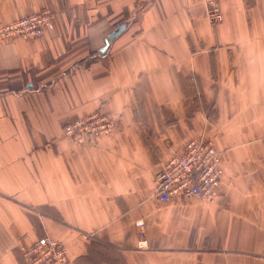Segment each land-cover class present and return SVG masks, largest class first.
<instances>
[{"label":"crops","instance_id":"1","mask_svg":"<svg viewBox=\"0 0 264 264\" xmlns=\"http://www.w3.org/2000/svg\"><path fill=\"white\" fill-rule=\"evenodd\" d=\"M207 1L0 0V26L56 14L0 42V264L43 235L70 264H264V0H221L215 26ZM98 111L110 134L62 135ZM200 137L222 155L215 200L162 204V164Z\"/></svg>","mask_w":264,"mask_h":264},{"label":"built area","instance_id":"2","mask_svg":"<svg viewBox=\"0 0 264 264\" xmlns=\"http://www.w3.org/2000/svg\"><path fill=\"white\" fill-rule=\"evenodd\" d=\"M221 0L207 1V17L212 25L223 20L219 7ZM55 14L44 9L41 12L0 26V41L10 37L40 38L55 28ZM113 129L112 120L103 113H94L64 127L63 135L77 143L93 142L108 135ZM222 158L212 141L204 138L186 142L180 155L172 156L163 164L156 177L155 196L162 204L174 198H202L214 201L222 179ZM143 226V221L137 222ZM91 236V235H90ZM92 237V236H91ZM140 249L148 248L144 234L140 235ZM24 264H69L67 244L63 240L45 235L23 250Z\"/></svg>","mask_w":264,"mask_h":264},{"label":"rangeland","instance_id":"3","mask_svg":"<svg viewBox=\"0 0 264 264\" xmlns=\"http://www.w3.org/2000/svg\"><path fill=\"white\" fill-rule=\"evenodd\" d=\"M44 9H49V10H51L54 14H55V12L52 10V9H50V8H48V7H46V8H43V9H41L40 11H38V12H41L42 10H44ZM38 12H36V13H38ZM36 13H33V14H36ZM32 15V14H31ZM31 15H29V16H31ZM28 17V16H27ZM55 17H56V14H55ZM23 18H25V17H23ZM208 18V17H207ZM20 19H22V18H20ZM20 19H18V20H20ZM209 20V19H208ZM14 21H16V20H14ZM12 22V21H11ZM55 22H56V19H55ZM9 23V22H8ZM7 24V23H6ZM4 25V24H3ZM2 26V25H1ZM120 24L118 23V24H116V26H115V28H119L120 29ZM50 31V30H49ZM48 32V31H47ZM46 32V33H47ZM46 35V34H45ZM44 35V36H45ZM43 36V37H44ZM16 37H18V36H16ZM43 37H40V38H43ZM11 38V37H10ZM19 38H24V39H39V38H25V37H20L19 36ZM6 40V39H5ZM3 41V40H2ZM1 42V41H0ZM99 113H103V114H105V115H107L106 113H104V112H102V111H98ZM95 113H97V112H95ZM94 114V113H93ZM92 115V114H91ZM110 119H111V117L109 116V115H107ZM88 117V116H87ZM85 118V117H84ZM80 119H82V118H80ZM78 120V119H77ZM112 120V119H111ZM76 121V120H75ZM74 122V121H73ZM72 123V122H71ZM113 123V122H112ZM68 124H70V123H68ZM68 124H66V125H68ZM65 125V126H66ZM64 126V127H65ZM64 127H63V130H62V135H63V131H64ZM113 130V129H112ZM112 132V131H111ZM64 136V135H63ZM102 136H104V135H102ZM100 137V136H99ZM98 138V137H97ZM200 138H203V137H200ZM200 138H194V139H200ZM191 140V139H190ZM206 140H210V139H206ZM189 141V140H188ZM211 141V140H210ZM94 142V141H93ZM90 143H92V142H90ZM80 144V143H79ZM214 144V143H213ZM215 145V144H214ZM217 148V147H216ZM218 149V148H217ZM219 151V150H218ZM220 152V151H219ZM221 153V152H220ZM221 158H222V155H221ZM43 236H45V235H43ZM40 237H42V236H40ZM87 238L88 239H92L93 240V237H91L90 235H87ZM38 239H39V237H38ZM35 242V241H34ZM32 244V243H31ZM31 244H29V245H31ZM29 245H26V244H23V245H21L20 246V249H19V251H20V254H21V258H22V262H21V264H24V260H23V250L25 249V248H27V246H29ZM70 264V263H69Z\"/></svg>","mask_w":264,"mask_h":264},{"label":"water","instance_id":"4","mask_svg":"<svg viewBox=\"0 0 264 264\" xmlns=\"http://www.w3.org/2000/svg\"><path fill=\"white\" fill-rule=\"evenodd\" d=\"M126 28V26H122L120 29L116 30L113 34H111L106 40H105V45L101 49V53H105L107 49L110 46L111 41H113L116 37H118Z\"/></svg>","mask_w":264,"mask_h":264}]
</instances>
